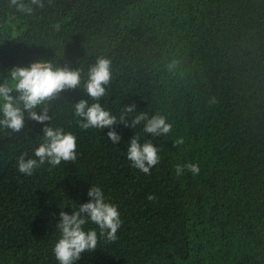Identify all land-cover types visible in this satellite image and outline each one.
<instances>
[{"label": "trees", "instance_id": "trees-1", "mask_svg": "<svg viewBox=\"0 0 264 264\" xmlns=\"http://www.w3.org/2000/svg\"><path fill=\"white\" fill-rule=\"evenodd\" d=\"M43 3L26 14L0 0V81L41 60L81 71L79 88L46 105L52 126L77 137V159L26 176L17 158L34 156L50 122L26 114L19 134L0 128V264H59L52 248L61 208L87 202L92 184L118 206L122 224L116 241L99 238L76 264H264V0ZM98 56L112 72L101 104L117 117L132 103L164 115L171 133L153 137L121 122L115 145L109 128L79 127L73 105L93 102L84 83ZM134 135L161 149L150 175L127 159ZM185 162L199 174L177 177L174 166Z\"/></svg>", "mask_w": 264, "mask_h": 264}, {"label": "clouds", "instance_id": "clouds-1", "mask_svg": "<svg viewBox=\"0 0 264 264\" xmlns=\"http://www.w3.org/2000/svg\"><path fill=\"white\" fill-rule=\"evenodd\" d=\"M10 4L21 13L31 14L33 5L44 7L43 0H10ZM176 61L170 62L169 69H173ZM111 60L106 56H98L93 65L88 69L87 80L84 83L86 94L92 98V103L80 99L74 103V116L82 130L90 128L103 130L109 128L106 136L116 145L121 140L120 134L115 130L118 123L125 126L143 124V132L153 137L167 136L173 131V125L167 117L161 114H153L140 111L135 112L136 105L132 103L124 108L123 113L117 117L101 104V99L107 95L106 85L111 82ZM81 86V71L68 66H54L50 61H36L28 66H14L9 70V77L0 81V128L19 134L25 127V115L28 118L44 123L41 142L34 149V156L27 157L22 153L17 158L18 170L26 176H31L34 170L44 164L52 168L61 162H71L77 159V137L62 127L52 126V116L49 114L47 102L61 96L68 89H76ZM15 93V95H13ZM210 104L216 103L211 98ZM36 109L42 111L38 113ZM136 113L129 121L127 114ZM183 136L174 139L176 146L184 144ZM160 148L155 146L152 140L140 142V137L134 135L127 147V159L144 174H151L150 170L159 164L161 156ZM175 174L182 176L186 171L193 176L200 172L199 165L193 162L176 164ZM87 202L79 203L78 208L71 213L61 208L59 222L55 229L59 237L52 248L55 259L59 264H76L82 253H91L96 250L98 239L104 238L107 242L118 239L117 232L122 221L118 206L109 202L101 186L90 187ZM154 201L157 197L149 193L146 197ZM89 223L97 228H85Z\"/></svg>", "mask_w": 264, "mask_h": 264}]
</instances>
